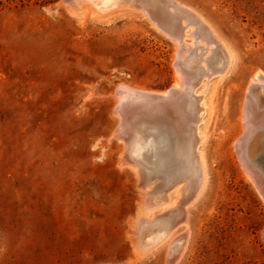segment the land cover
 <instances>
[{"label":"rangeland","instance_id":"1","mask_svg":"<svg viewBox=\"0 0 264 264\" xmlns=\"http://www.w3.org/2000/svg\"><path fill=\"white\" fill-rule=\"evenodd\" d=\"M175 1L231 57L226 73L200 74L193 87L205 114L202 191L183 225L138 257L130 220L142 193L120 163L116 90L171 88L174 42L139 12L83 16L61 0H0V264H168L182 234L173 264H264V201L235 149L248 88L264 76V0Z\"/></svg>","mask_w":264,"mask_h":264},{"label":"bare ground","instance_id":"2","mask_svg":"<svg viewBox=\"0 0 264 264\" xmlns=\"http://www.w3.org/2000/svg\"><path fill=\"white\" fill-rule=\"evenodd\" d=\"M61 1L74 15L103 17L119 11L139 12L176 46L173 93L116 90L115 112L120 120L116 137L124 144L120 163L135 170L137 187L142 193L136 216L130 220L134 253L139 257L160 246L187 220L186 205L202 191L206 171L198 149L202 140L198 124L204 113L198 106L197 95H193V87L200 74L209 76L210 71V75H222L228 68L231 52L228 54L227 47L195 11L175 0ZM186 38L190 40L186 42ZM211 44L214 48L208 46ZM208 52L210 56H204ZM243 103V134L235 149L245 176L264 201V76L259 72L254 74ZM171 191L179 195L175 205L169 204ZM161 206L160 213L149 216ZM185 239L182 234L170 241L168 264L175 263L181 255Z\"/></svg>","mask_w":264,"mask_h":264},{"label":"water","instance_id":"3","mask_svg":"<svg viewBox=\"0 0 264 264\" xmlns=\"http://www.w3.org/2000/svg\"><path fill=\"white\" fill-rule=\"evenodd\" d=\"M166 93H168V94H170V93H173L174 91H173V89L172 88H169L168 90H166L165 91ZM263 142H264V140H263ZM261 148H263V146L262 145H259ZM262 153H263V156H264V149L262 150Z\"/></svg>","mask_w":264,"mask_h":264}]
</instances>
